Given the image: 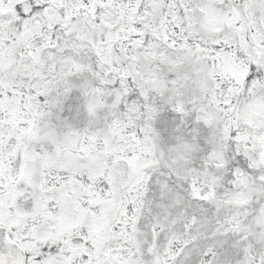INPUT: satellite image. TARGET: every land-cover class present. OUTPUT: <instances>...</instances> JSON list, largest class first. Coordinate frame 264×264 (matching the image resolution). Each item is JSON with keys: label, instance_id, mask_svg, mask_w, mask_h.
<instances>
[{"label": "snow or ice", "instance_id": "1", "mask_svg": "<svg viewBox=\"0 0 264 264\" xmlns=\"http://www.w3.org/2000/svg\"><path fill=\"white\" fill-rule=\"evenodd\" d=\"M0 264H264V0H0Z\"/></svg>", "mask_w": 264, "mask_h": 264}]
</instances>
